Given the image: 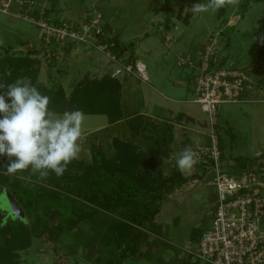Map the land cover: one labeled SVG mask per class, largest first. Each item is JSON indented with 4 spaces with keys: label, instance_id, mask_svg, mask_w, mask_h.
Masks as SVG:
<instances>
[{
    "label": "rangeland",
    "instance_id": "374dc122",
    "mask_svg": "<svg viewBox=\"0 0 264 264\" xmlns=\"http://www.w3.org/2000/svg\"><path fill=\"white\" fill-rule=\"evenodd\" d=\"M55 1L48 3V10L52 7L54 10L52 15L54 22L65 19L67 22H75L83 17L97 14L106 16V11L112 8L110 13L116 17L111 19V31L119 32L121 41L133 43L136 57L146 68L148 78L146 85L139 80L137 84L145 88L154 87L175 100L190 102L193 98L192 84L189 85V89L183 84L180 87L177 84L179 81H185L188 70L177 68L175 65L176 57L186 53L188 42L196 44L205 39L214 38L217 41L216 49L219 55L227 59L226 65L243 68L257 60V50L264 36V3L256 0H239L238 5L221 8L215 14H195L191 11L193 4L202 3L204 0H172L168 6L164 0H59L58 5ZM172 26L176 27V31H173ZM169 36L172 40H166ZM30 40L33 42L31 45ZM0 41H2L0 54L3 57H22L27 52L33 53L32 55L39 53L40 62L45 65L51 64L54 58L51 51L43 47L44 41L36 26L1 12ZM57 58H59L58 61L60 60L58 64L61 65L41 66L38 82L46 84L48 79L46 70L51 72V67H59L63 73H60L58 82L64 85L67 92L69 81L70 83L79 81L85 72L91 70L87 62H71L66 66V55L58 54ZM174 89L176 93L169 94L171 91L175 92ZM158 104L161 107L175 108L179 112L183 106L190 108V113L195 118V128L209 135L207 115L198 105L192 103L185 106L179 102H174L172 105L164 101ZM176 121L180 126L176 127L177 131L180 128L183 130L189 128L188 122L181 124L178 120ZM105 123L106 118L103 116L85 115L83 150L76 161L90 162L92 156L89 150L85 151L84 148L87 147L84 145L95 133L92 129L103 126ZM135 125H138L137 121ZM115 126L108 123V130L103 132L99 139L107 140L110 144L117 138L125 144L132 145L137 151L142 152L146 160L157 164L163 178H169L170 174L169 176L165 174L170 168L172 171L178 170L176 155L184 145L180 147L174 144L173 146L172 139H166L161 134L158 137L150 136L152 130H147L144 126L132 131L127 124L128 130L126 127L124 130L120 128L116 130ZM217 126L220 131L221 148L226 156L231 157L229 160L232 163L245 160L247 163L254 164L253 159L264 154L263 102L220 105L217 110ZM122 132L123 135H121ZM207 136H198L199 139L195 140L194 145L200 143L206 146L205 144L208 143L207 146H209ZM176 139H180V135L176 136ZM99 142L102 143V141ZM167 149H171L169 154ZM2 168L0 170L2 176L20 179L30 186L37 183V174H32L27 179L21 178L28 177L30 169L10 175L6 173V167ZM195 170L196 168H193L181 173L185 178H188L187 175H192V179L188 178L185 186L173 197H169L172 193L168 195L164 187L160 190L161 193H165L161 196L157 224H150L147 229H144L147 239L145 245L140 243L138 253L124 259L120 264H180L181 254L195 248L191 247L190 235L193 231L201 233L207 229L211 223L210 212L216 197L214 187L200 182L198 177H195V174L199 172L195 173ZM204 173L205 169L202 173L205 176ZM2 187L3 184L0 181V190ZM0 212L6 213V217L12 221L23 224L27 222L24 211L6 190L0 192ZM108 216L114 218L107 214L105 223L99 220L95 224L85 219L75 225L67 224L55 243L48 241L45 237L37 236L30 227L29 244L23 249L13 251L11 255H8V259L12 264H97L94 262V257L99 252L100 240L105 233L107 222L110 221L107 219ZM52 225L56 227V221Z\"/></svg>",
    "mask_w": 264,
    "mask_h": 264
},
{
    "label": "trees",
    "instance_id": "16d2710c",
    "mask_svg": "<svg viewBox=\"0 0 264 264\" xmlns=\"http://www.w3.org/2000/svg\"><path fill=\"white\" fill-rule=\"evenodd\" d=\"M256 1L264 3V0ZM164 2L168 6L172 0ZM53 5L55 7V3ZM53 11V7L49 8L46 14L52 16ZM62 21L56 20L54 25ZM109 41L114 44L112 50L118 58L130 51L129 58L133 59V43H119L115 38ZM46 46L53 52L59 45L52 43ZM65 46L73 45L62 47ZM32 54L27 52L22 57H3L0 54V83H12L25 76L42 94L51 98L49 108L57 113L80 109L85 115L106 116L109 124L122 119L118 96L120 86L115 80L103 78L83 82L67 97L61 86H44L38 82L40 61L36 58L38 53ZM256 62L264 63V36L257 50ZM6 70L11 71V76L4 75ZM105 131L95 132L84 145L92 156L90 162L72 161L61 177L50 173L47 179L30 186L20 179L0 175L3 184L0 192L6 190L14 197L27 221L24 224L15 222L0 212V264H12L8 255L29 244L30 227L37 236L55 243L67 224L75 225L85 219L95 224L99 220L105 223L107 214L114 218H107L110 221L100 240L95 263L120 264L138 253L140 243L145 245L144 229L150 224L155 225L154 218L159 213L161 196L165 193L160 190L164 187L169 195L186 184L188 178L183 177L179 170L171 171L169 178H163L157 164L146 160L132 145L117 138L110 144L107 140H100L99 136ZM245 162L239 160L236 165L243 167ZM7 164L8 158L0 156V170ZM201 169L204 172V167ZM54 221L56 227L52 225ZM205 231H193L190 242L197 245Z\"/></svg>",
    "mask_w": 264,
    "mask_h": 264
},
{
    "label": "built area",
    "instance_id": "2783aa9c",
    "mask_svg": "<svg viewBox=\"0 0 264 264\" xmlns=\"http://www.w3.org/2000/svg\"><path fill=\"white\" fill-rule=\"evenodd\" d=\"M51 0H0V12L36 26L44 44H68L88 47L119 62L112 53L114 44L103 30L100 14L83 17L79 22L62 21L54 25L47 15ZM194 58L179 56L177 68L194 71L193 98L207 115L209 146L193 147L199 153L207 184L214 187L216 200L209 228L193 250L186 251L191 264H264V181L254 166L237 175L228 174L221 163L216 132L220 105L264 103V63L249 64L243 69L225 68L215 50V39L208 38ZM124 70L141 83L148 81L145 65L136 60ZM208 177V178H207ZM197 182V181H196Z\"/></svg>",
    "mask_w": 264,
    "mask_h": 264
},
{
    "label": "clouds",
    "instance_id": "9594fccd",
    "mask_svg": "<svg viewBox=\"0 0 264 264\" xmlns=\"http://www.w3.org/2000/svg\"><path fill=\"white\" fill-rule=\"evenodd\" d=\"M238 4L239 0H204L193 4L191 11L215 14L221 8ZM4 75L11 76V71L6 70ZM50 100L28 77L0 83V156L8 158L7 174L30 169L29 176L21 178L37 174L39 182L50 173L61 177L68 165L79 159L85 114L80 109L57 113L49 108ZM198 163L199 153L191 146H185L176 155V167L181 172Z\"/></svg>",
    "mask_w": 264,
    "mask_h": 264
},
{
    "label": "crops",
    "instance_id": "0c3cea01",
    "mask_svg": "<svg viewBox=\"0 0 264 264\" xmlns=\"http://www.w3.org/2000/svg\"><path fill=\"white\" fill-rule=\"evenodd\" d=\"M58 1L59 0L55 1V2H57V5H58ZM64 6L66 7V5H64ZM111 10H112V8H111ZM111 10H107L106 16L105 15L102 16L103 27L105 28V32L110 38L117 39V41L119 43H125V42L121 41V39L119 38V35H118L119 32L117 33V31H111V26H110L111 19H115V17H116L115 15H113V13L112 14L110 13ZM103 11H101V12H103ZM81 20L82 19H78L75 22H79ZM64 21H66V19ZM172 28H173V31H176L175 26H172ZM167 39L172 40V38L170 36L166 37V40ZM205 40H203L202 42L200 41V43H196V44L188 42L187 47H186V53H183L182 55H178L176 58H178L179 56H184V55H191L194 58L195 56L198 55L197 53L202 48V45H203ZM32 43L33 42L30 40L29 44L31 45ZM216 45H217V41L215 40V50H216V52H218L216 49ZM43 47L47 50L51 49L49 46L47 47L45 44ZM92 50L93 49L88 48V47H83V46L77 47L75 45L65 46V47L58 46L53 52L51 51L52 56L54 57L52 59L51 64L45 65L44 63L40 62L39 73L42 70L41 66H59V65H61L60 63L58 64V62L60 61V60L58 61L59 58H57L58 54L66 55V59H67L66 66L68 63H71V62H73V63H77L78 61H83L84 63L87 62L88 65H90L91 70H88L87 72H85L81 76L82 78H80L79 81H74L72 83H70V81H69L67 83L68 84L67 89L69 91L67 90V92H66V90L64 89V85H62L61 82H58V78H60V73H63L59 67H57V68L51 67V69H50L51 72L46 70L45 73L47 74V77H48L46 84L40 83V82L39 83L44 85V86L45 85L46 86H50V85L52 86L53 84L59 85L63 89L65 95L68 97L69 94L71 93V91L77 85H79L83 82L92 81V80H100L103 78H110L112 80H115L120 86L118 96H119V103H120V107H121L122 119L113 124V125H116L115 126L116 130H118L119 128L121 130H124L125 127L128 130V127H129V128H131V131H132L135 129H141L144 126L147 128V130H152V132L150 133V136L158 137L159 134H161L162 136H165L166 139L167 138L170 140L172 139L171 142H172L173 146L175 144V145H179L180 147L182 145H184V147L185 146H191V147H197V146L200 147L201 146V147H203L200 143L194 145L195 142L198 141L200 136H207V135L204 134L202 131H198V129L195 128V125H194L195 118L191 115L190 110H189L190 108L183 106L182 108H180L181 111L179 112L175 108H172L169 106H168V108L165 106L161 107L158 104V102L164 101V102L171 103L172 105L174 104V102H179V103H183L182 105L188 106V104H192L191 101L189 102L187 100L185 101V100L171 99V98L165 96L164 93H162L160 90L158 91L157 89H155L154 87H151L149 85H147V86H149L148 88H145L143 86H139L137 84L138 80L134 76H132L131 74L127 73L124 70L125 66L133 65V63L136 60H139L135 55L134 45L132 48V53H133V59L132 60L129 58L130 51L125 52L121 58L120 57L118 58L116 56V54L114 53V51L112 50V53L118 58L119 62H113V61L107 59L103 54L93 52ZM41 52H44V51L41 50ZM218 56H219L221 64L225 68H232V69L246 68V67L234 68V67L229 66V65L227 66L226 65V60H227L226 57L219 55V52H218ZM36 58L40 61V58H41L40 54L38 56H36ZM139 61H141V60H139ZM251 63H256V60L250 62L249 64H251ZM183 69H187L188 74L185 77V81H179L177 84L179 87L183 84L184 86H186L187 89H189V85L192 84L193 76L195 73L192 69H189V68H183ZM38 78H39V75H38ZM144 85H146V84H144ZM149 88H150V90H149ZM149 91H151V92H149ZM174 91L175 92H172V91H171V93L169 92V94L174 95V93H176V90L174 89ZM90 116H103L106 118V116H104V115H90ZM176 120H178L181 124H184V122H188L191 126L188 125L189 128L186 130H183L180 128V130L177 131L176 127L179 128L180 126L177 125ZM135 121H137L138 125H135ZM126 124L128 127L126 126ZM140 125H142V126H140ZM107 127H108V121L106 118V123L103 126L92 129V132H98L101 130L105 131V130H108ZM215 129H216L217 134L219 135L220 131H219V127L217 126V121H216ZM148 132H150V131H148ZM165 132L167 134H165ZM123 134L124 133L122 132L121 135H123ZM163 134H165V135H163ZM177 134L180 135V139H178V140L176 139V136H178ZM207 137L209 139V135ZM205 145L207 146L208 143ZM209 145H210V140H209ZM218 145L220 147L219 150H220V154H221L222 167L224 168V170L228 174H232V175L240 174L241 172H243L244 170H246V168H248L250 166H253V168L255 166L256 169L258 170V168H259L258 164H259V165H261V167L263 169V171L259 170V172H260V175L262 176V179L264 181V157H258L257 156L256 159H253L254 164L245 162L246 164L244 163L245 165L243 167H237L235 162L232 163L229 160L231 157L225 155V153L222 150L221 145L219 143V138H218ZM173 146L171 148H173ZM84 149H85V151H88L87 148H84ZM166 151L169 154V151H171V149H169V150L167 149ZM262 155H264V154H261V156ZM194 168H196L195 173L199 172V173L195 174L196 175L195 177H198V180H200V182H204L205 184H207L206 177L202 174L203 170L201 169V167L197 166ZM161 169H162V171L164 170L162 168V166H161ZM171 171H172V168H170V170H167L166 174L163 171V174L169 176ZM181 173H185V172H181ZM191 176L192 175H187L188 178ZM198 180H195V181L198 182ZM183 186H185V185H183ZM181 188L174 191V193H172L169 197H173L177 192H179L181 190ZM261 194H264V187L261 188ZM215 196H216V193H215ZM215 200H216V197H215ZM213 206H214V204H213ZM212 210H213V207H212ZM212 210L210 212L211 218H212ZM158 215L159 214H157L156 217L154 218V224H157L156 218ZM209 226H210V223H209L207 229L209 228ZM162 230H163V226H162ZM195 246H196V244H191L192 248ZM184 252L185 253L181 254L182 257H180V264H191L189 261V257H186V255H187L186 251H184Z\"/></svg>",
    "mask_w": 264,
    "mask_h": 264
}]
</instances>
